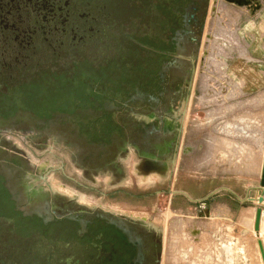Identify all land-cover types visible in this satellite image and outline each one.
Returning <instances> with one entry per match:
<instances>
[{
	"label": "rangeland",
	"instance_id": "rangeland-1",
	"mask_svg": "<svg viewBox=\"0 0 264 264\" xmlns=\"http://www.w3.org/2000/svg\"><path fill=\"white\" fill-rule=\"evenodd\" d=\"M99 1L102 5H109L108 0ZM109 1L114 4L115 10H112L110 16L109 11H105V18L101 13V35L107 25L116 27L119 21L124 23L122 20L137 19L134 16L139 11L140 19L144 18L145 6L142 5V0ZM124 1L126 8L123 10L118 4H124ZM232 1L247 3L246 0ZM208 5L199 35L192 80L183 81L179 88L182 93H187L189 99H181L178 109L172 106L165 108L163 115L165 114L166 118L163 122L156 113L145 111L135 114L133 110L123 109L114 115L121 125H132L135 122L179 133L176 157L172 164H166L161 171L150 170L147 164H143L145 157L139 156L130 144L125 147L123 144L116 150V156L114 155V169L100 171L95 168L97 172L92 174L82 168L84 165L79 154L81 147L70 134L74 127L71 124L65 127H52V131L40 134L36 133L34 122L28 117L23 118V125L15 128L12 126L9 128L12 125L10 123L0 122V161L21 157L20 159L26 163L22 173L26 179L24 189L8 181L11 176L3 169V165H0V251L5 247L4 241L13 243L10 246L17 249L19 258L23 260L25 258L27 261L30 257L35 261L39 260L37 248L40 241H43L44 252L51 251L53 246L63 250L65 245L74 242L76 236L71 230L64 229L67 231L62 233L59 231L60 228L46 223L44 216L40 218L32 213L30 215L37 218L34 216L23 218V214L20 215L24 210L21 203L11 199V195L17 197L21 195L25 201L27 195H30L32 200L37 202V205H32L31 208L34 212L41 209V197L46 195L53 198L55 203L66 207L98 206L117 215L143 221L162 243L161 264H224L223 254L227 256L225 264H239L236 259L234 260L239 254L237 242L232 241L235 228L231 226L227 230L225 228L229 241L222 242L224 230L220 224L221 211L215 202L199 205L198 202H190L184 194L173 195V192L181 191L188 183L196 190V183L202 179L195 166L193 133L195 120H198L200 100L204 111L207 112L216 107V103L219 105L220 102L227 101L230 104L231 97L234 98L233 101L237 100L234 94L231 96L230 94L239 93L242 81L248 76L247 70L250 65L246 64L254 60L253 55L247 52L248 44L242 39V31H238L242 29L243 22L246 24L251 20L247 16L244 20L238 21L234 14L246 8L227 3V0H210ZM152 15L153 13H150V16L144 19H151ZM252 49L254 50V46ZM256 55L258 53L254 54ZM256 69L259 83H262L264 73L261 71L263 69L264 72V66L260 64ZM222 88H227L228 95L222 96L219 100L220 97L214 93ZM239 99L235 103L241 120ZM256 107L254 104V108ZM9 109L0 101V118L8 116L6 113ZM237 129L240 135H243L242 126ZM244 136L246 141L250 140ZM250 149L253 154L256 153L253 144ZM246 150L247 152L242 146L239 148V156L242 157L238 160L249 165L253 156L251 158V151L248 148ZM224 156L220 160L222 165L227 164L226 152ZM131 175L134 182L129 178ZM72 179H76L77 183ZM105 192L109 196L103 200L100 194ZM259 193V189L251 193L254 205L258 203ZM243 209L250 211L252 205L240 208L241 211ZM262 223L259 238L264 241V219ZM196 227L197 230L192 229ZM196 231L197 234H193ZM205 238H211L210 246L200 244L204 243L202 239ZM247 251L248 249L242 245L241 253L246 262L249 261ZM255 259L258 264H262L258 251Z\"/></svg>",
	"mask_w": 264,
	"mask_h": 264
},
{
	"label": "flooded vegetation",
	"instance_id": "flooded-vegetation-1",
	"mask_svg": "<svg viewBox=\"0 0 264 264\" xmlns=\"http://www.w3.org/2000/svg\"><path fill=\"white\" fill-rule=\"evenodd\" d=\"M209 1L142 0L144 18L150 13L160 12L166 6L173 18L182 17L184 26L176 30L177 50L172 58V66L163 76V90L154 95L137 93L123 109L133 110L135 114L143 111L156 113L163 122L166 118L163 115L165 108L172 106L178 109L181 99H189L187 93H182L179 88L183 81L192 80L199 35ZM108 2L106 6L99 0H0V101H21L20 91L29 88L32 82L33 51L49 47L55 53H62L69 46L84 49L99 39L101 13L105 18V11H109L110 16L115 10L114 4ZM118 112L115 111L114 115ZM21 125L23 122L12 128ZM119 125L124 127V140L108 148L101 167L96 169H114V155L123 144V147L130 144L139 156L145 157L143 164H147L150 170L161 171L166 164L173 163L177 154L178 132L135 122L132 125ZM79 147L80 159L85 165L84 158L89 149ZM20 158L0 161V165L11 176L7 180L24 189L26 179L22 173L26 163ZM82 168L92 167L86 165ZM11 199L21 203L24 210L20 215L23 214V218H32V213L40 218L44 216L46 223L60 228L62 233L67 231L64 229H69L76 238L63 250L53 246L51 251L45 252L43 241H40L37 248L39 260L35 261L30 257L27 261L19 258L17 249L10 246L13 243L4 241L0 264H161L162 243L143 221L123 217L100 207H66L46 195L41 197V209L34 212L31 208L37 202L30 195L25 201L21 195H11ZM23 248L25 250L26 247Z\"/></svg>",
	"mask_w": 264,
	"mask_h": 264
},
{
	"label": "trees",
	"instance_id": "trees-1",
	"mask_svg": "<svg viewBox=\"0 0 264 264\" xmlns=\"http://www.w3.org/2000/svg\"><path fill=\"white\" fill-rule=\"evenodd\" d=\"M125 4L118 7L124 10ZM140 16L139 11L135 20L107 25L84 49L33 51L31 85L20 91L21 101H3L10 109L0 122L16 126L28 117L41 133L71 124L73 139L89 149L84 166L100 168L108 148L125 138L114 112L128 106L137 93L163 90V76L177 50L176 30L184 26L182 17L173 18L166 6L151 19Z\"/></svg>",
	"mask_w": 264,
	"mask_h": 264
},
{
	"label": "crops",
	"instance_id": "crops-1",
	"mask_svg": "<svg viewBox=\"0 0 264 264\" xmlns=\"http://www.w3.org/2000/svg\"><path fill=\"white\" fill-rule=\"evenodd\" d=\"M242 7L246 9L234 14L238 21L240 19L244 20L247 16L251 20L246 24L243 22L242 29H238V31H242V39L248 44L247 52L253 55L254 60L246 64V66L250 65L247 70L248 74L246 73L248 76L242 81L239 93L230 94V96L234 94L237 100L233 101L234 98L231 97L230 104L227 101L226 103L220 102L219 105L216 103V107L210 109L209 112L204 111L200 100L197 112L198 120H195L193 133L195 136V166L197 172L201 173L202 179L200 178L196 183V190L191 188L188 183L181 192L186 193L187 196L185 197L192 203L198 202L199 205H206L209 202H215L220 208L222 217L220 224L224 230L221 241H229V235L225 234V228L226 230L230 226L233 229L235 228L232 233V241L237 242L239 254L234 257V260L236 259L239 264H258L255 259L258 251L262 264H264L259 246L260 241L264 246V241L259 238L264 219V202L259 203L260 197L264 198V191L260 189L264 159V81L259 83L258 70L256 69L260 64H262V67L264 66V0H250V5ZM252 46H254V50ZM255 53H258V55L254 56ZM261 73H264L263 69ZM231 78L233 79V77ZM226 91L227 88H222L214 94L219 96V100H221L222 96L228 95ZM238 99L241 101V120H239L240 114L236 106L237 103H235ZM254 104L257 105L256 108H254ZM240 125L242 126L241 132H243V135H240L237 129ZM244 135L250 140L246 141ZM252 144L256 152L254 154L250 149ZM241 146L244 151L247 152L246 148L251 151L253 160L249 165L238 160L239 157H242V155L239 156ZM225 152L227 164L222 165L220 160L225 157ZM86 169L92 174L97 172L91 168ZM248 170L250 171L248 172ZM129 178L134 182L132 175ZM72 180L77 183L76 179ZM256 189L260 190V197L258 203L254 205L251 193ZM174 193L173 195H175ZM100 196L105 200L109 195L105 192L101 193ZM248 204L252 205L250 211L240 210L241 207H246ZM260 208L263 213L258 233L256 231V215L257 210ZM197 227L192 229L197 230ZM197 232L193 234H197ZM210 239L205 238L202 239L204 243L199 242L202 246H210L212 243ZM242 245L245 249H248V262L243 260ZM226 257L223 254L224 264Z\"/></svg>",
	"mask_w": 264,
	"mask_h": 264
},
{
	"label": "water",
	"instance_id": "water-1",
	"mask_svg": "<svg viewBox=\"0 0 264 264\" xmlns=\"http://www.w3.org/2000/svg\"><path fill=\"white\" fill-rule=\"evenodd\" d=\"M232 3V4H237V5H239V6H244V5H241V4H239L238 2H232L231 0H227V3ZM248 4L250 5V1H248ZM248 6V5H247ZM246 6V7H247ZM262 168H263V170H262V175H261V181H260V189L262 190V191H264V159H263V165H262ZM175 195H178V194H184L185 196H187V194L186 193H184V192H181V191H178V192H175L174 193ZM264 202V198L263 197H261L260 199H259V203H263ZM262 213H263V210L260 208V209H258L257 210V215H256V231L259 233V231H260V226H261V217H262ZM259 246H260V251H261V255H262V259L264 260V246H263V243H262V241H260L259 242Z\"/></svg>",
	"mask_w": 264,
	"mask_h": 264
},
{
	"label": "bare ground",
	"instance_id": "bare-ground-1",
	"mask_svg": "<svg viewBox=\"0 0 264 264\" xmlns=\"http://www.w3.org/2000/svg\"><path fill=\"white\" fill-rule=\"evenodd\" d=\"M231 1H232V0H231ZM246 1H247V3H246V4H241V5H244V6H247V5H249V4H248V1H249V0H246ZM232 2H236V1H232ZM239 4H240V3H239Z\"/></svg>",
	"mask_w": 264,
	"mask_h": 264
}]
</instances>
